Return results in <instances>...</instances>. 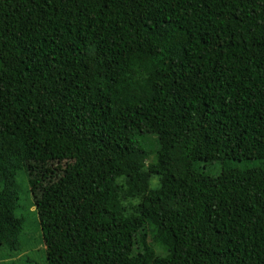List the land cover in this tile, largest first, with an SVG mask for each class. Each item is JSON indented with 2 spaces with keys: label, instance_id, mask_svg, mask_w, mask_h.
<instances>
[{
  "label": "trees",
  "instance_id": "1",
  "mask_svg": "<svg viewBox=\"0 0 264 264\" xmlns=\"http://www.w3.org/2000/svg\"><path fill=\"white\" fill-rule=\"evenodd\" d=\"M63 160L99 182L87 264H264V0H0V247Z\"/></svg>",
  "mask_w": 264,
  "mask_h": 264
},
{
  "label": "rangeland",
  "instance_id": "2",
  "mask_svg": "<svg viewBox=\"0 0 264 264\" xmlns=\"http://www.w3.org/2000/svg\"><path fill=\"white\" fill-rule=\"evenodd\" d=\"M17 176L20 207L24 218L21 247H0V264H87L94 258L100 237L95 231L100 212L94 210L99 185L95 166L72 173L69 161H52L41 167L29 162ZM218 164L207 169L217 173ZM71 173V174H70ZM66 185L54 203L40 201L41 189L60 177Z\"/></svg>",
  "mask_w": 264,
  "mask_h": 264
}]
</instances>
